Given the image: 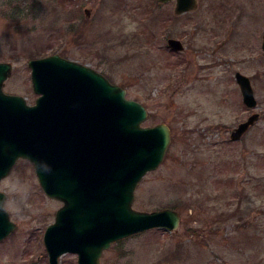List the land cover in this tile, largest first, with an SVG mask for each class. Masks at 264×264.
<instances>
[{
  "label": "rangeland",
  "instance_id": "374dc122",
  "mask_svg": "<svg viewBox=\"0 0 264 264\" xmlns=\"http://www.w3.org/2000/svg\"><path fill=\"white\" fill-rule=\"evenodd\" d=\"M0 0V61L8 93L33 103L28 59L51 53L85 63L147 109L142 125L165 122L171 138L158 166L135 188L133 207H172L173 230L152 228L112 243L101 261L119 264H264V0ZM87 9L88 12L85 11ZM168 37L184 47L167 45ZM249 76L247 106L235 78ZM260 113L238 139L230 129ZM31 185L23 218L0 240V264H49L43 231L62 201L42 190L20 157L0 179ZM59 264H77L65 252Z\"/></svg>",
  "mask_w": 264,
  "mask_h": 264
},
{
  "label": "water",
  "instance_id": "95a60500",
  "mask_svg": "<svg viewBox=\"0 0 264 264\" xmlns=\"http://www.w3.org/2000/svg\"><path fill=\"white\" fill-rule=\"evenodd\" d=\"M195 5L196 0H175L174 11ZM167 44L175 50L184 47L176 37L167 38ZM261 46L264 53V31ZM28 65L38 93L34 103L4 91L11 63L0 61V179L18 157L37 168H51L50 174L37 177L48 196L62 201L43 234L49 264H59L67 251L77 254V264H119L100 260L111 242L148 228H176V209L132 206L138 181L165 154L171 138L168 124L141 125L145 106L85 63L55 52L30 58ZM235 77L243 102L256 106L249 76L237 71ZM259 116L253 111L231 127L230 138H240ZM15 225L9 213L0 211V239Z\"/></svg>",
  "mask_w": 264,
  "mask_h": 264
},
{
  "label": "clouds",
  "instance_id": "9594fccd",
  "mask_svg": "<svg viewBox=\"0 0 264 264\" xmlns=\"http://www.w3.org/2000/svg\"><path fill=\"white\" fill-rule=\"evenodd\" d=\"M33 170L37 177L41 174L48 175L51 168L47 164L39 168L33 163ZM0 193L4 199L0 201V211L11 213L19 218H23L27 201L31 195V185L21 180L19 177H9L0 183Z\"/></svg>",
  "mask_w": 264,
  "mask_h": 264
},
{
  "label": "flooded vegetation",
  "instance_id": "af4514ba",
  "mask_svg": "<svg viewBox=\"0 0 264 264\" xmlns=\"http://www.w3.org/2000/svg\"><path fill=\"white\" fill-rule=\"evenodd\" d=\"M143 231H146V230H143ZM143 231L135 232V233L129 234L128 236H126V237H124V238H122V239H120V240H118V241H121V240H123V239H125V238H127V237H129V236H132V235H135V234L141 233V232H143ZM116 242H117V241H116Z\"/></svg>",
  "mask_w": 264,
  "mask_h": 264
}]
</instances>
